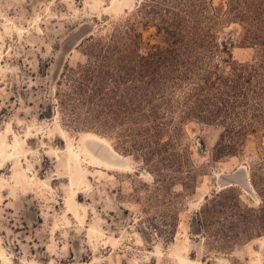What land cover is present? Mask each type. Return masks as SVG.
<instances>
[{
  "label": "rangeland",
  "instance_id": "1",
  "mask_svg": "<svg viewBox=\"0 0 264 264\" xmlns=\"http://www.w3.org/2000/svg\"><path fill=\"white\" fill-rule=\"evenodd\" d=\"M244 2L0 0V264H264V0L248 24ZM188 8L198 80L178 67L116 119L91 49L144 54ZM233 64L252 67L242 90L198 91Z\"/></svg>",
  "mask_w": 264,
  "mask_h": 264
},
{
  "label": "trees",
  "instance_id": "2",
  "mask_svg": "<svg viewBox=\"0 0 264 264\" xmlns=\"http://www.w3.org/2000/svg\"><path fill=\"white\" fill-rule=\"evenodd\" d=\"M234 3L236 2L234 1ZM173 4L177 5V3ZM238 6V9H234L237 12L236 15L246 24H248V20L251 22L250 14L259 11L253 6L248 7V0H245L243 6L240 4ZM152 8L158 9L159 7ZM164 12L169 13V18L165 15L162 17L163 24L166 26L163 29L166 37L163 38V42L160 44L149 45L146 48V53L142 54L140 51H135L127 44L121 46L123 43L119 42L117 38L112 40V44H100L98 48L93 47L91 49L96 58V62L93 63L95 66L93 74H91V81H97L96 89L102 96H105V93L111 90L107 95L116 97L115 100L109 103L106 100L109 110L112 109L117 112L116 119L120 120V111L115 110L118 106L119 108L122 107L123 110L137 111L138 109H134L140 102H150L152 98L151 90L160 91L162 85L159 80L169 81L170 75H174L178 67H183L185 70L189 68L186 75L181 74V81L186 80L188 77L197 79L199 66L203 65L200 55L203 38L198 13L192 8L185 11L187 17H182L181 14H177L170 9H165ZM252 24L250 23V26ZM253 27L261 32V24L253 25ZM255 36L254 40L264 42V37L257 35V33ZM134 37L138 39V36L135 35ZM138 44L137 47L141 48L142 42L140 40ZM230 69V72L226 75H216L218 82L213 81L212 78L209 79L210 76L206 74L207 77L203 81L201 80L202 87H199L198 91L217 90L216 87L219 84L228 91L230 89L242 90V85L248 84V70H251L252 67L233 64ZM159 77L161 79H158ZM108 80L111 83L114 81L116 87H113V89L107 87ZM146 80H151V83L146 82ZM129 84L134 85L129 86ZM140 84L141 86H138ZM149 87H152V89H149ZM242 97V102L239 104L243 107L248 106V97L246 99L245 96ZM129 103L134 109L129 107ZM145 105L142 104L139 107L142 114ZM91 111L94 112V109H91ZM153 113L157 114L156 111ZM239 174L236 173L235 176Z\"/></svg>",
  "mask_w": 264,
  "mask_h": 264
},
{
  "label": "bare ground",
  "instance_id": "3",
  "mask_svg": "<svg viewBox=\"0 0 264 264\" xmlns=\"http://www.w3.org/2000/svg\"><path fill=\"white\" fill-rule=\"evenodd\" d=\"M65 133V132H64ZM66 134V133H65ZM65 139V138H64ZM88 141H90V140H94V141H99V143H101V144H103V146H105L113 155H115V156H117L119 159H121V160H123L122 159V157L121 156H119L117 153H115V151L112 149V147L109 145V143H107V141L105 140V139H102V138H99V137H97V136H90V137H88V139H87ZM85 146V145H84ZM7 148V147H6ZM11 150H9V152H10ZM85 151L87 152V154H89V155H91L90 154V151H88V149L86 150L85 149ZM93 156V155H92ZM15 159H17V158H15ZM94 159V158H93ZM11 160V159H10ZM97 160V159H96ZM17 161V160H16ZM100 163H102L101 161H99ZM103 164V163H102ZM106 165H108V164H106ZM110 166H112V165H110ZM116 167V166H115ZM116 169V168H115ZM66 170V169H65ZM245 170V168H239L238 170H236V172H235V174L236 173H240V172H242V171H244ZM70 172V171H69ZM72 173V172H71ZM70 173V174H71ZM234 174V175H235ZM249 175V174H248ZM81 179V178H80ZM247 179H248V177H247ZM74 182H76V181H74ZM85 183V181H83L82 180V183ZM77 183V182H76ZM75 183V184H76ZM230 186H232V184H229V185H227V186H224L223 188H226V187H230ZM222 188V189H223ZM72 203V202H71Z\"/></svg>",
  "mask_w": 264,
  "mask_h": 264
}]
</instances>
